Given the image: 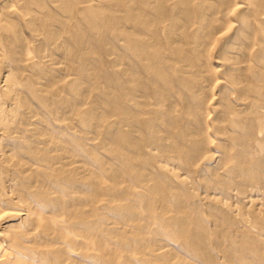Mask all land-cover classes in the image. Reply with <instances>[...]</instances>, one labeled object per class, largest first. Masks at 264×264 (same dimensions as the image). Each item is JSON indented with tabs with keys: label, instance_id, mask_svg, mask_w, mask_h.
Returning a JSON list of instances; mask_svg holds the SVG:
<instances>
[{
	"label": "bare ground",
	"instance_id": "6f19581e",
	"mask_svg": "<svg viewBox=\"0 0 264 264\" xmlns=\"http://www.w3.org/2000/svg\"><path fill=\"white\" fill-rule=\"evenodd\" d=\"M0 264H264V0H0Z\"/></svg>",
	"mask_w": 264,
	"mask_h": 264
},
{
	"label": "rangeland",
	"instance_id": "374dc122",
	"mask_svg": "<svg viewBox=\"0 0 264 264\" xmlns=\"http://www.w3.org/2000/svg\"><path fill=\"white\" fill-rule=\"evenodd\" d=\"M115 51V50H114ZM215 59V58H214ZM215 60H218V59H215ZM214 60V61H215ZM109 64V63H108ZM113 68V67H112ZM116 73H113V76L115 75ZM98 90H102L103 89V87L101 88V87H99V86H95ZM89 89H93V86H91V85H89ZM86 159L87 158H84V160L86 161ZM167 237V239L163 236L161 239H160V241H161V243H164L165 245H166V247L167 248H169V249H174V247H175V249H176V247H177V244H176V242L174 241V239L173 238H171V239H169L170 237H168V236H166ZM169 239V240H168ZM165 240V241H164ZM171 240H173V241H171ZM175 243V244H174ZM176 245V246H175ZM75 256V255H74ZM74 258H76L75 260H88V259H86V257H80V256H77V257H74ZM79 258V259H78ZM116 258H118V257H116ZM134 258V259H133ZM132 259L133 260H136V256H133L132 257ZM118 260V259H117ZM119 260H120V258H119Z\"/></svg>",
	"mask_w": 264,
	"mask_h": 264
}]
</instances>
